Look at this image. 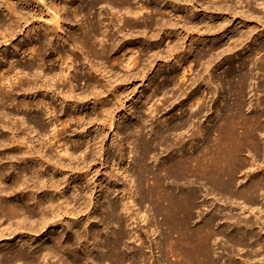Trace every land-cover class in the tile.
I'll return each instance as SVG.
<instances>
[{"label":"bare ground","instance_id":"obj_1","mask_svg":"<svg viewBox=\"0 0 264 264\" xmlns=\"http://www.w3.org/2000/svg\"><path fill=\"white\" fill-rule=\"evenodd\" d=\"M58 1L60 3H57V0H52L50 2H48V0H0V3L4 4L5 6L4 8L5 11L8 12L9 16L7 15V17H9V20H11L10 25L9 27H7L6 31L3 30L4 33L1 32L0 30V46L1 45L3 46L11 45V41L13 40L17 32L22 31V24H21L22 21L24 25H26L28 24L29 20H32L34 17L38 15L42 16V14L43 13L45 14L46 12L45 15L47 17L45 21H35L41 24L40 25L41 30H38L36 28L34 30L36 33L41 31V33L44 34L43 36H45L46 40L49 39L51 41L52 39H57V41H59L60 48H53V54L56 55V60L54 58L53 59L56 62H59L62 65H65L63 71H61V73L59 74L51 73V71H46L45 70L46 68L44 69V66L45 65L48 66V63L51 61V59H49L50 57L48 58L45 56L42 50L41 42L37 41L36 44H32L26 50H24V57H26V52H28V54L33 56V58L35 57V59L38 61V63H36L38 64L37 65L38 67L37 66L35 67L33 64H22L20 66H15L14 60H12L9 65V68L4 70V72L0 73L1 74L0 83L2 84V86L0 85L1 86V89H0V128L1 129L7 128L9 130L10 139L8 140H10L11 141L10 144L13 145L9 149H7L8 151L7 154H5L6 152L3 151L4 149L0 150V219H2L3 217H5L4 219L6 220H11V218L13 217H18L19 219L21 218L20 220L22 221V223L26 222V224L25 226H21L20 228L29 230V232H33L34 234L42 233L40 240L38 239V242L39 241L41 242L40 243L41 245L38 247L39 250H37L38 248L36 249L37 251L33 250V251H36L33 255L26 257L22 254L21 251H19V249L18 250L12 249V251L10 250L0 251V264L6 263L5 262L6 257L12 258V260L14 261L13 263H15L17 260L19 261L23 260L22 263L24 264H42V260H45L46 257L47 258L50 257L49 259L56 258L55 259L56 261L53 260L54 261V263L52 262L53 264H103L108 261L111 264H122L125 262L124 255L120 253V245L123 242V239L126 237L125 236L126 234L124 232V229L122 228L123 226L121 224V221L118 219V217H116L117 215L116 213L120 209L126 210L128 212L131 208L128 207L127 201H130V200L125 199L126 200L125 202V200L121 198L122 203H121V200L120 202L113 201L116 197L113 200H111L109 196L114 194V192L109 189V192H110L109 195L108 194L107 195L105 194L106 196L103 195L107 198L106 200L107 202L104 205V209L107 214L106 219L108 220V222L118 223L117 225L118 229L116 228L117 230L113 234L114 237H112V239H106L104 242H99V239L103 238L104 236L94 231L92 228L86 230V233H85L86 236H85L84 234L81 233V230H79L78 221L80 220V218L82 219L83 217H86V219L84 220L86 221V223L89 222L92 219L91 216L93 215L94 210H89V213L87 212L88 214L86 216L79 217L80 214L88 210L87 208L88 205L84 204L85 205L84 209L78 208V206L76 207V206L71 205L72 202L70 203L65 197L66 192L64 193L62 190V187L60 188L62 184L61 183L62 179L66 178L63 176L64 169L69 167L70 162L69 164L66 165L64 162H62L63 155L62 157H60L61 154L60 155L57 154V156L53 157V154L52 152H49L50 151L49 149H46L47 151L45 152L44 149L43 151L40 148L36 147L35 145V142H36V144L38 143V146L40 143V145L43 147L46 146V147L52 148L51 146L53 144L52 143L53 141L51 142V139H49V135H50L49 133H48L49 134L48 140L47 138H45L46 140L42 138L43 136L47 137V133H46L47 128H45V126H43L42 124L43 118L39 117L38 115H35L33 117L25 116L27 112H30V113L34 112V109H35L34 107L36 108L40 107L41 109H44L47 111L50 108L51 109L50 113H55L54 117L52 116L53 120L55 122L61 120L60 123H61L62 129L60 128L59 132L60 130L65 131L64 127L65 125H67V122H68L67 121L68 119L65 120V118L69 114L67 116L66 114H63L64 119H62V117H59L57 115L59 111L57 106H51L52 103L47 101L49 96L56 98V100L59 102L61 112L63 113L66 112L67 107L74 108L78 121L83 119L84 117V115L82 116V112L92 107V109L95 111L96 116L95 118H92V119L87 118V123H89V125L96 126V129L98 130L99 135L103 137H105L104 135L109 134L110 132V134L112 135L111 145L113 144L114 146V144L117 143V147L119 151H122L120 140H118V138H120L119 135L121 134L120 133L121 120L123 121L127 119H132V121L134 120L138 121V123L136 124L134 123L135 125L132 124L133 127L131 126L132 127L131 129L130 128L128 129V132L131 133L133 136L132 138H134L132 144H134L133 147L136 149L135 154H138V157L132 162L133 164H135L136 170L132 171L133 173L131 174L134 177V181H137V184H136L135 189H131L130 191H127L126 194H128L130 199H133L135 192L139 193L140 194L139 200L138 199L134 200V201H137L136 202L137 206H139L140 208V205L142 207L145 202H148L152 206V209L154 208V211L157 212L158 215H161V223L163 226H165L164 228H166V231L163 235L162 242L164 243L163 245L164 247H166L167 252H168L166 253V255L169 254L168 257L170 256L174 258L173 261H176L179 264H214L212 260L211 240L214 238L215 235H218V234H222L225 237V241H229V243L233 247H238L239 249L240 247L251 248V252L255 254V255L253 254L254 256H258L259 254L256 250L252 249L254 245L256 246L258 245L259 248L262 249V251L264 252V239L258 238V235L261 232L263 233L261 225L260 227L258 225V222H259L258 219L260 217L258 218V216H255L253 214H252L253 217L247 215V213L249 212L248 207L251 208L253 205L257 204L259 201L260 195L264 193V166L261 167L258 165L259 167H261V169L259 170L262 173V174L260 173L261 175L258 178L247 183L245 186H243L242 189H238L236 187L238 183L236 180V175L240 173L241 171H243V169L247 167L248 164H251V160L249 161V159L247 158L248 156L246 157V155H244V152L250 153L252 155L250 156V158H252L253 160H256L262 157L264 158V119H263L264 116H262V114L259 113L258 111L264 108L262 107V103L264 102V100L263 101L257 100L256 101L257 103H255L256 106L255 107L251 106L252 110H254L253 113H252V110H251V114H246L244 112L245 105H246L245 104L246 93H247V89H248L249 81H250L249 72H241L234 76V82H231L229 84V91L233 95V102H230L227 104L226 102L221 101L223 106L220 109H215L213 111L211 110L212 112H215L216 114H214L215 116L213 114L211 116V118H213L212 119L213 124L211 125L209 123L211 125L210 128H207V129L205 128V130L204 129L197 130V133L200 135V138L202 137L200 140L204 141L203 146H201L199 150L193 153L184 152V147L186 146L185 144L186 142L179 139V134H180L179 130H182L185 127L187 121L181 120L177 123H174L172 126L170 125V127L166 129L167 124L165 122L162 123V126H159L160 123L156 125L158 122L157 123L155 122L154 124L153 118H155L156 116L157 107L147 108L146 106L144 107V105H142L140 107L141 111L145 112L146 117L148 119L147 121L148 122L151 121L150 123L151 129H150L149 134H151V136L152 135L158 136V138L156 140H153V142L148 141L144 136L145 135L144 132L146 130L144 129L145 126L144 128L142 126V123L145 122L146 119L138 117L137 107L134 106L127 110L123 103V101L126 100L127 96L124 97V94L122 93L123 92L122 88L125 87L126 95H128L130 86L126 84V82L129 81V77L132 74L129 72L130 73L129 76L126 75L125 78H120L121 76L119 77V75H116L115 72H111L110 71L111 69L108 70L105 65H102V66L99 65L100 62H103V60H105V62L107 60L112 65L118 64V65H121L122 67L123 66L126 67L129 70L133 66H136L139 58H137L136 55L134 57L132 56L133 50H131L129 46H127L124 49L121 47L122 45H118L120 43V40H122L123 37H125L126 35V34L125 35L122 34L121 32L123 28L116 26V24L113 23V21L108 23V25L110 24L111 26L110 28L102 27L103 22L100 17L102 12H92L91 10L97 8L98 6L102 7L105 5L106 9L108 10L107 13L110 14L112 17L116 16V14L119 13L120 11H123L125 14L137 16L138 14L142 12L149 13V12L155 11L159 13L160 11H162V9L167 8L168 5L172 6L174 0H168L169 1L168 4H167V0H159L158 2L157 0H155L156 3L154 6L151 5L150 0L149 2L148 1L144 3L142 2L143 4L138 5V6L134 4L133 0H63V2L62 0H58ZM164 2H166V4H164L165 6L163 7V5L161 6V3H164ZM187 2L192 3L190 7L192 9L193 14H198L199 8H200L202 9V12H201L203 13L202 15L209 17V18L211 17L209 22H206V24L204 23L205 25L203 24L205 32L211 34L215 31L218 32L222 30V33L224 35L226 28H223L224 22L222 21H225V19L229 16L221 20L219 24H215L214 17H212V14L215 11H213L214 9L213 10L211 9L212 6H204V2L201 0H187ZM1 4L0 6H3ZM33 5L34 6L36 5V6L33 7ZM30 6H32V8L33 9L35 8V9L34 10L32 9V11H30L28 16H24L21 12H18L19 7L30 10L31 8ZM187 7L189 8V5ZM228 9L226 8V10ZM218 10H220L222 15L226 14V13L225 14L222 13V9L220 7H218L217 12H219ZM235 15L237 14L235 13ZM86 16L87 17L89 16L90 20L87 21L85 25L80 26L79 32H76V30L73 28L72 21H80L84 19ZM250 16H251L250 17L251 19L252 15ZM126 18L125 17L121 18L123 22V27L128 28V30L131 32H134L135 29L142 27V32L143 34H145L144 39H143L145 42L148 41L149 37L159 36L160 33L157 32L158 30L152 33L149 37L146 35L147 29L149 28L148 27L149 23L147 21L145 20L137 21L136 18L135 19H132V18L126 19ZM259 19L260 18H257V20ZM259 21H260V27H262L261 34L262 33L264 34V20H262V17H261V20ZM151 22L155 25V27L159 29V31L161 32L164 31L170 34L171 32H173L172 34H174L177 38H180V34L181 35L183 34L181 30H184L187 33V32H192L193 28H195V26L192 27V25L187 26V27L181 26L179 28L178 24H175L174 22L172 23L168 22L166 21V19L162 20L159 17L154 18ZM107 29H108V32H106ZM200 29L201 28L199 26V31ZM248 30L247 32H245V30L244 31L241 30L242 32L239 34V37L238 39H236V42L234 40L235 43L231 40L235 44L234 47L230 46L228 50H221L220 52L219 51L217 52V48H218L217 47L216 48L217 57L220 56L221 54L223 55L225 51H232L233 48L238 47L239 45L241 46L242 44H243V47L241 49L244 50L248 45L247 40L251 37V34L253 32L252 29H248ZM205 32L202 35H206ZM101 34L103 35V38L99 37ZM202 35H199L198 38L201 37ZM193 37L194 36L191 34L192 39L191 41H188V42L191 45H194L195 43H199ZM220 37L222 38V36ZM103 41H106V42L103 43ZM200 41H202V39ZM213 42H216V41L213 40ZM177 43H179V40L177 41ZM236 43H238L239 45L238 44L236 45ZM179 44L177 46H179ZM98 45H100L99 49L97 48ZM191 45L190 47H192ZM203 45H204V42H203ZM68 46L70 48H68ZM158 46L159 45H157V47ZM157 47L156 49H158ZM121 48L123 50V54H120ZM213 48L211 50L208 49L209 50L208 54L207 53L205 54L211 57L210 60L209 59L207 60V66L205 67L207 68L206 70H208V68L211 66V64L213 63L215 59L214 55L216 54ZM74 49H79V52L80 51L82 52V61H83L82 64H85L88 69V77L85 79V88H83L80 92L75 91V86L71 82L73 80L70 78V74L68 73V70H70L73 64L80 57L74 52ZM156 49H155V53H152L153 57L151 56L152 58L149 63L150 66L151 64L153 65L154 63L158 64L157 60L158 59L161 60L163 58L161 56L163 53L159 55L160 53L157 52ZM178 49L179 48L173 45V47H171L169 50L166 49L168 51L166 54H169L170 56H174L173 58L177 57L178 59L181 55L182 56L185 55V50H178ZM57 50L59 51L55 52ZM12 51H17V47L13 46ZM5 57H6V54L0 56V62L1 61L4 62ZM167 58H169V56ZM148 60L147 62H149ZM53 63L54 62L51 61L50 65H53ZM143 66L144 65L142 62L141 70ZM150 66L148 67V69L150 68ZM39 67L41 71H43L44 73H42L41 71L40 72L38 71ZM12 72H13V77H10V74ZM30 72L33 73L35 77L34 78L32 77L31 79H28L29 77L25 78L26 76L30 75ZM20 73L21 75L22 73H24L25 75L26 74L28 75H26L25 77L22 75L25 78L24 79L21 75H19ZM94 73H96V75ZM6 74L8 77H6ZM98 75L102 77V80L98 78ZM143 78H144V74H143ZM38 79L42 83V85L40 84L39 87H37ZM192 80H193L192 84L197 83L196 81H200V80L204 81L203 83L205 84L213 83L211 78H209V75H206V76L204 75V77H201L200 80L199 78L192 79ZM41 87L42 89L44 88L43 89L44 96L40 97L39 99H36L35 103L31 101H26L23 97L22 99L14 98L16 95L12 99V96L14 95V91L16 89L23 91V92H27V93L32 91V94H33L34 92L36 93V89H39ZM262 87H264V85L262 84H258L256 86L257 93L258 91L262 90ZM153 96H151V98L149 97L150 99H148V101L145 102L146 105L150 102L152 98H154ZM10 101L11 102L14 101L12 103L14 104L12 106L13 107L12 109L17 110V112L14 111L13 113L17 114L19 110L20 112L22 110L23 115L21 114V116L15 117L13 115L12 116L9 115L7 111L6 113L2 112V110L5 107V106L3 107V105L7 103V106H8V103H10ZM198 102L199 101L197 102L195 101L190 106V109L192 110L194 108L196 109L195 115L200 114L202 112L203 105H199V104L197 105ZM213 107L214 105L210 107V109ZM121 109H123V112L125 114H123L120 111ZM206 114L207 113L203 114L202 116H205ZM18 124H20V127L21 126L23 127L20 133L15 131L17 129ZM30 124H33V125H30ZM195 132L196 130L194 131V133ZM194 133L192 135L190 134L192 136L191 137L192 139L194 137ZM9 136H6V137H9ZM54 137H56V134H53V138ZM4 139L2 138L0 139V147L2 148L3 146L6 145L5 142H7ZM66 144L67 143H63L61 147H63ZM106 144H107L106 142L104 144L101 143L100 144L101 149L99 150L105 149ZM174 145L175 147L173 149L175 150V152L172 153L171 156H168L169 158H167L168 160L165 161L164 164H162L163 163L162 162L160 163L161 166L154 165L153 167L151 165L149 166L147 165L146 159L154 153V150L156 147H159V148L170 147L171 148ZM64 147L65 149H63L64 151L62 152L65 155L69 153L70 149L66 146ZM188 149L193 150V147L189 146ZM16 150H20L19 158L16 156L18 154V153L16 154ZM80 155L82 157V154ZM2 157H5L6 160L4 159L5 160L4 161ZM76 157L73 156V157H70L71 159L69 158L68 159L69 161L73 159L76 160L75 159ZM85 158H86V154L83 156L84 161H85ZM17 159H20V160H17ZM35 166L37 168H35ZM28 169H31L30 173L26 172L28 171ZM58 171H60L59 175H62L60 179L56 180L52 178L48 180L47 178L45 180L46 172L51 173L50 176L52 177V174L54 175ZM72 171L73 170L71 169V172ZM89 173H90L89 171H86L84 173L85 178L89 176ZM28 174H30L31 178L32 177H35V178H32V179L28 178L27 177ZM9 178L11 179L13 178L12 183L8 182ZM165 179H168L171 182V186L169 187L165 186V183H166ZM179 185L184 186L185 189L184 190L180 189ZM21 187H22L21 192L27 195V199L24 203L21 202L22 200H20V198H17V200L16 199L12 200V198L9 199V198L4 197V194L11 195L14 191H16L17 189ZM48 188L52 190L50 191L51 194L47 196V201H46L47 205L45 206V205H42L41 201L35 200V196L38 190L41 191L43 189H48ZM72 191H73V194H72L73 198L75 199V197L78 196L79 193L77 192L78 194H76V190L74 188ZM202 191H204L205 193H203ZM17 192L18 191H16V193ZM210 194L211 196L214 195V196H219V197L220 196L225 197L228 199V201L226 200L227 202H229L230 200V203H231L230 205L231 207H229L230 209L224 214H221V217L219 220V219H216V216L214 215L215 213L212 212L213 209L212 207H210L212 209L211 212L213 213V216L209 215L210 217L208 218L206 217L207 219L203 221L201 225L196 226L195 228H192L189 225L190 219H192L191 213L198 212L197 203L200 201L201 196H203L204 197L203 199L205 200V198H207L208 195L210 196ZM218 198L216 200H219ZM239 200H241L242 202H240ZM89 205H92L93 207H95V203L91 202ZM204 205L206 206L207 202ZM252 209L253 208H251V210ZM234 210H238L242 216L241 215L235 216V213L233 212ZM251 210L249 213H251ZM259 212L262 213V210H260ZM218 213H220V211ZM66 214H69V215L76 214L77 218L76 220L74 219V221H72L71 224H69V222L68 224L65 223L66 225L63 231L61 232L60 230V232H58L57 229L60 228V226H64L63 224L64 220L61 219V217L63 215L66 216ZM138 214L134 216L133 218H136V217L139 218ZM138 218H136V220ZM19 219H17V221ZM144 220H147V219H144ZM1 221H0V225H3ZM216 221L218 222L216 223ZM221 223L227 224V227L226 228L223 227L222 229L215 231V228H213V226L215 224L221 225ZM261 223H264V222H261ZM15 225H16V221H15ZM231 225L233 226V229H231L232 228ZM254 225L258 226L257 227L258 229L252 228ZM244 226L246 229L244 228V230H242V227ZM6 227L7 226L5 224V228ZM80 228H82V226ZM22 229L20 231H22ZM228 229H229V232L227 231ZM71 231H73L74 233V234L72 233L73 237L65 235L67 234V232H71ZM14 234H15V231H14ZM21 234L22 233H20V235ZM83 235L85 237H83ZM31 236H34V235H31ZM137 236L139 235L137 234ZM89 237H91L95 245L90 255H86L85 253H83L85 249L82 247V240L89 238ZM139 239L141 238L139 237ZM9 247L11 246H8L7 248ZM73 248H76V249L73 250ZM95 249H97L100 252L105 250L106 254L100 255L94 258L92 257V254L95 251ZM70 250L71 251L73 250L74 252L70 254L69 253ZM83 254L88 257L87 258L83 257L82 256ZM143 256L144 255L142 251H138L133 254L134 258L140 259V260H142ZM12 260L10 262H12Z\"/></svg>","mask_w":264,"mask_h":264},{"label":"rangeland","instance_id":"obj_2","mask_svg":"<svg viewBox=\"0 0 264 264\" xmlns=\"http://www.w3.org/2000/svg\"><path fill=\"white\" fill-rule=\"evenodd\" d=\"M50 1H52V0H48V2H50ZM147 1L149 2V0H133L134 4L136 6L141 5ZM158 1L159 0H157V2ZM201 1L204 2V6H212L211 9L212 10L214 9L213 11H215V12L212 14V17H214L215 24H219L220 21L223 20L227 16L230 17V19H229V17H227L226 18L227 20L225 19V21H222V22H224L223 28H226L224 35L222 33V30H220L218 32L215 31L211 34L205 32L203 26L206 24V22H209L211 17L209 18V17L202 15L203 14V13H201L202 9H200V8H199L198 14H193L192 9L190 7L192 3L187 2V0H178L179 3L177 2V0H174L172 6L168 5L167 8L162 9V11H160L159 13H157L155 11L149 12V13L142 12V13L138 14L137 16L125 14L123 11H120L119 13L116 14V16L112 17L110 14L107 13L108 10L106 9L105 5L102 7L98 6L97 8L91 10L92 12H102V14L100 16L102 19V22H103L102 27H105V28L109 27L110 28L111 26H110V24L108 25V23L113 21V23H115L116 26L123 28L121 32L124 35L126 34L125 37L127 39L125 37H123V39L120 40V43L118 45H122L121 47L124 49L127 46H129V48L131 50H133L132 56L134 57L136 55L137 58H139L138 63H137L138 66L136 64V66L132 67L133 69L131 68L129 70L126 67H124V66L122 67L121 65H118V64L112 65L107 60H106V62H105V60H103V62H100V64H99L100 66L105 65L108 70L111 69L110 70L111 72H115V74L119 75V77L121 76L120 78H125L126 75L129 76L130 73L132 74L131 75L132 77L130 76L129 81L126 82V84H128L130 86L129 87V89H130L129 94L126 95L125 87L122 88V91H123L122 93L124 94V97L127 96L126 100L123 101L125 108L127 110L134 107V106L138 108L137 109L138 110L137 111L138 117L146 119V121L142 123L143 128L145 126L144 129H146L144 132V134H145L144 136L148 141H151V142H153V140H156L158 138V136H156V135L151 136V134H149L150 129H151V125H150L151 121L148 122L147 121L148 119L146 117L145 112L141 111L140 107L142 105H144V107L146 106L147 108L148 107H157L156 116H155V118H153L154 124H155V122L156 123L158 122L156 125H158L160 123L159 126H162V123L165 122L167 124L166 129L168 127H170V125L172 126L174 123H177L181 120L187 121L185 127L182 130H179V132H180L179 139L186 142L185 143L186 146L184 147V152H186V153H188V152L193 153V152L199 150L201 148V146H203L204 141L200 140L202 137L200 138V135L197 133V130H199V129L205 130V128L206 129L210 128V126L213 124V122H212L213 118H211V116H212V114L213 115L216 114L215 112H212V111L215 109H220L223 106L221 101H224L227 104L230 102H233V95L229 91V84L231 82H234V76L236 74H239L241 72H249V75H250V81H249V86L247 89L246 100H245L246 105H245V109H244V112L246 114H251L252 107L256 106L255 103H257L256 102L257 100H260V101L264 100V87H262V90L258 91V93L256 90V86L258 84L264 85V34L263 33L261 34V30H262L261 28L262 27H260V21H259V20H261V17H262V20H264V18H263L264 17V0H213V2H212V0H201ZM62 2H63V0H62ZM150 2H151L152 6H154L156 3L155 0L154 1L150 0ZM57 3H60V2L57 0ZM168 3H169V1L167 0V4ZM164 4H166V2L161 3V6L163 5V7H164L165 6ZM186 4H187V6L189 5V8L186 6ZM213 4L215 7L221 4L222 7H221V5L218 7H220L222 9L223 14H225V13L226 14L222 15L220 10H218L219 12H217L218 7L215 8L213 6ZM1 5H3V6H0V30H1V32L4 33V31H6V29H7V27H9L11 20H9V17H7L8 12L5 11L4 4H1ZM35 6L33 5V7H35ZM30 7H31L30 10H28L26 8L19 7L18 12H21L24 16H28L30 11H32V9H33L32 6H30ZM226 8L227 9L229 8L231 11L229 9L226 10ZM228 12H229V14H228ZM239 12L241 13V15ZM189 13H191V14H189ZM235 13L237 15H235ZM248 13L249 14L252 13V14H250V15H252L251 19H250L251 16ZM45 14H46V12H45ZM45 14L43 13L42 16L38 15L39 17L38 16L34 17L32 20H29L28 24H26V25H24V23L22 21L21 22L22 31L17 32V34L14 36L13 40L11 41V45H9V46L1 45L0 46V56L6 54L5 61L0 62V73L4 72V70L9 68V65H10L12 60H14L15 66H20L22 64H33L36 67L38 65V64H36V63H38V61L35 59V57L33 58V56L28 54V52H26V57H24V50H26L32 44H36L37 41L41 42L42 50H43L45 56L48 58L50 57L49 59H51V61L54 62L53 65H50V62H51L50 61L48 63V66L47 65L44 66V69L46 68L45 69L46 71H51V73H55V74H59V73H61V71H63L65 65H62L61 63L56 62L55 61L56 55L53 54V48H60L59 41H57V39H52L51 41L49 39L46 40L45 36H43L44 34H42L41 31L36 33L34 30L35 28L38 30H41V28H40L41 24H39L35 21H45L46 17H47ZM70 14H71V12H70ZM230 15H232V16H230ZM233 15H235V16H233ZM91 16H92V14H91ZM241 16L244 18H242ZM254 16H256V17H254ZM69 17H71V16H69ZM122 17H125V18L127 17L126 19H131V18L135 19L136 18L137 21H144V20L147 21L149 23L148 24L149 28L147 29V34H146L148 37L157 30H158L157 32H159L160 34L157 37H149L148 38L149 42L147 41L149 44H151V45H149L147 42H145L143 40L145 34H143V32H142V27H139V28L135 29L134 32H131L128 30V28L123 27V22L121 19ZM156 17H159L162 20L166 19V21L171 22V23L174 22L175 24H178L179 28L181 26L187 27V26H191V25H192V27L195 26V28H193L192 32H187L188 34L184 30H181V32L183 34L182 35L180 34V38H177L174 34H172L173 32H171V34H170V33L164 32V31H162V32L159 31V29L157 27H155V25L151 22ZM253 17H254V19H253ZM43 18H44V20H43ZM257 18H260V19L257 20ZM89 20H90V17L86 16L84 19H82L80 21H72L73 22V28L76 30V32H79V27L85 25V23ZM225 22H227V23H225ZM196 26H198V27H196ZM199 26L201 28L200 31H199ZM197 28H198V30H197ZM234 29H236V30H234ZM248 29H252L253 32H255V33L252 32L251 37L248 39L249 41L247 40L248 45L245 48L246 50L241 49L243 47V44L240 46L238 43H236V45L238 44L240 47L239 46L235 47V48H233L232 51H225L223 55L222 54L220 55L221 57L220 56L217 57L218 51L220 52L221 50H228V48L230 46L234 47V45H235L234 43L236 42V39H238L239 34L244 30H245V32H247ZM256 29H257V31H256ZM201 30H203V31H201ZM231 30L234 32H232ZM106 32H108V29ZM204 32L206 33V35H202V34H204ZM248 32H249V30H248ZM32 34H34V35H32ZM191 34L194 36L193 38H195V40H197L199 43H195L194 45H191L188 42V41H191V39H192ZM218 34L220 36H222V38ZM228 34H230V35H228ZM199 35H202V36L198 38ZM127 36H129V37H127ZM99 37L103 38V35L101 34ZM201 39H202V41H200ZM208 39H209V41H208ZM178 40H179V43H181V44L177 43ZM213 40H215L216 42H213ZM231 40L233 42L235 40V42L233 43ZM251 40H253V41H251ZM105 42L106 41H103V43H105ZM203 42H204L205 46L203 45ZM188 43L192 47H190V45ZM178 44H179V46H177ZM182 44H183V46H182ZM157 45H159V46L157 47ZM173 45H175L177 48H179L178 50H185V55L184 56L181 55L177 59V57L173 58L174 56H170L169 54H166L168 52L166 49L169 50L171 47H173ZM13 46L17 47V51H12ZM180 46L182 49L180 48ZM156 47L158 49H156ZM68 48H70V47L68 46ZM97 48L99 49L100 45H98ZM122 48H121L120 54H123ZM212 48L214 49L215 54H216V55L213 54L215 59H214L213 63L211 64V66L208 68V70H206L207 68H205V67L207 66V60L208 59L210 60L211 57L207 56L205 54L206 53L208 54V51H209L208 49L211 50ZM216 48H217V52H216ZM155 49L157 50V52L160 53L159 55H161V53H163L164 55L163 54L161 55L163 57L161 59L162 61L158 59L157 60L158 64L154 63L153 65L151 64V66H150L149 63H150L151 58L153 57L152 53H155ZM58 51L59 50H57L55 52H58ZM74 52L77 55H79L81 58L78 56L79 58L73 64V66L70 68V70H68V73L70 74V78L73 80L71 82L75 86V91L80 92L83 88H85V79L88 77V69H87L85 64H82L83 63L82 52L81 51L79 52V49H74ZM167 55L169 56V58H167L168 57ZM127 56H129V55H127ZM149 57H150V59H149ZM146 59L147 60L149 59L148 60L149 62H147ZM163 60H164V62H163ZM140 61H141V63H140ZM86 62H87V60H86ZM142 62H143L144 66L141 70ZM145 63H146V65H145ZM162 63H163V65H162ZM149 66H150V68L148 69ZM145 70L148 72H146ZM38 71L39 72L41 71L40 67H39ZM144 71H145V73H144ZM41 72L44 73L43 71H41ZM138 72H139V74H138ZM94 74L96 75V73H94ZM134 74L136 75V77ZM143 74H144V78H143ZM19 75H21V73ZM22 75L25 77L28 74L25 75L24 73H22ZM141 75H142V77H141ZM204 75L205 76L209 75V78H211L213 83L212 84L203 83L204 81H201L200 78L204 77ZM6 77H8L7 74H6ZM10 77H13V72L10 74ZM27 77H29L28 79H31L32 77L34 78L35 76L33 73L30 72V75L26 76L25 78H27ZM133 77H135V78H133ZM98 78L102 80V77H100L99 75H98ZM130 78H132V79H130ZM196 78H199L200 81H196L197 83L192 84V82H193L192 79H196ZM37 81H38L37 87H39L40 84L42 85V83H41V81H39V79ZM0 85L2 86L1 83H0ZM1 86H0V89H1ZM43 89H42V87L39 89H36V93L34 92L33 94H32V91L27 93V92H23V91L16 89L14 91V95L12 96V99L16 95L14 98L22 99V97H23L26 101H31V102L35 103L36 99H39L40 97L44 96L43 95L44 94ZM254 92H256V93H254ZM24 93H26V94H24ZM151 96H153L154 98H152L150 100V102L146 105L145 102L148 101V99H150ZM257 97H258V99H257ZM47 101L52 103L51 106H57V108L59 110L57 115L59 117H62V119H64L63 114H66V116L69 114L67 117L65 116L66 117L65 120L68 119L67 125H65V127H64L65 131L60 130V132H59V129L60 128L62 129V126L60 123L61 120L56 121V122L53 120L52 116L54 117L55 113H50L51 112L50 108H49V110H48L49 112H48L47 110L41 109L40 107L39 108L34 107L36 110L34 109V112H31V113L27 112L25 114V116L26 117L27 116L33 117L35 115H38L39 117L43 118L42 124H43V126H45V128H47L46 129L47 130V132H46L47 137L43 136L42 138H44V140H46L45 138H47V140H48V135L49 134L51 135V136L49 135V139H51V142L53 141L52 142L53 144L51 146L52 148H49L46 146H45L46 147L45 148V147L41 146L40 143L38 146V143L36 144V142H35L36 147L40 148L41 150L44 149L45 152L47 151L46 149H49L50 150L49 152H52L53 157L57 156V154L58 155L61 154L60 157H62V155H63L62 162H64L66 165L69 164V162H70L69 167L64 169V175L63 176L66 178L62 179L61 183L63 185L61 184L60 188L62 187L63 192L64 193L66 192L65 197L70 203L71 202L73 203V204L71 203V205L76 206V207L78 206V208H82V209H84L85 205H88V207H87L88 210L83 212L82 214H80L79 217L80 216L81 217L86 216L89 213V210H94L93 215L91 216L92 219L89 222L86 223V221L84 220V219H86V217H83L82 219L80 218V220L78 221L79 222L78 227H79V230H81V233L85 235L86 230L92 228L94 231H96V232H98L104 236L103 238L99 239V242H104L106 239H112V237H114L113 234L118 229L117 228L118 223L108 222V220L106 219L107 214H106V211L104 209V205L107 202L106 201L107 198L105 196L107 194L109 195V193H110L109 189H110L114 192V194L109 196L111 200H113L115 197L116 198L113 200L115 202H120L121 198L124 200L125 199L130 200V201H127L128 207L131 208L128 211L129 213L126 210H122V209H120L116 213L117 214L116 217H118V219L121 221V224L123 226L122 228L124 229V232L126 234L125 235L126 237L123 239V242L120 245V253L122 255H124V257H125V262L122 264H177L178 262L173 261L174 258H172L170 256L168 257L169 254L166 255V253H168V252H167L166 247H164V245H163L164 243L162 242L163 241V235L166 231V228H164L165 226H163L161 223V215H158V213L154 211V208L152 209V206L148 202H145L142 207L140 205V208H139V206H137V203H136L137 201H134L137 199L139 200V197H140L139 193L135 192L133 199H130L128 194H126L127 191H130L131 189H135L136 184H137V181H134V177L131 174L133 173L132 171L136 170L135 164H133L132 162H133V160H135L138 157V154H135L136 149L133 147L134 144H132L134 138H132L133 136L131 133L128 132V129L129 128L131 129L133 127V125L138 123V121L137 120L132 121V119H127V120H123V121L121 120V131H120L121 134L119 135L120 138H118V140H120V145H121L122 151H119L118 147H117V143L114 144V146H113V144L111 145L112 135L110 134V132H109V134L104 135L105 137H103V136L99 135V132L96 129V126H92V125H89V123H87V118L92 119V118H95V116H96L95 111L92 109V107L84 110V112H82V116L84 115L83 119L78 121V118L76 117V113H75L74 108L67 107L66 112L63 113V112H61L59 102L56 100V98L49 96ZM195 101L196 102L199 101L197 103V105L198 104L203 105L202 106V112L200 114H197V115H195V113H196L195 108L193 110L190 109L191 104H193V102H195ZM13 102L14 101H12V102L10 101V103H8V106H7V103L5 105H3V107L4 106L5 107H4V109L1 108V109H3L2 112L6 113V111H7V113L9 115H11V116L13 115L15 117L21 116V114L23 115L22 110H21V112H20V110L18 111L17 114H19V115L13 113L14 111L17 112V110L12 109L13 108L12 106L14 105V104H12ZM213 105H214V107L210 109V107H212ZM262 107H264V102L262 103ZM39 109H41V110H39ZM32 110H33V108H32ZM40 111H42V112H40ZM120 111L123 114H125L123 112V109H121ZM209 111L211 114L209 113ZM258 111H259V113L262 114V116H264L263 115L264 108H262ZM37 112H38V114H37ZM253 112H254V110H252V113ZM79 113H81V112H79ZM205 113H207V114L205 116H202ZM72 114H73V116H72ZM71 116H72V118H71ZM263 119H264V117H263ZM155 120H157V121H155ZM30 125H33V124H30ZM208 125H209V127H208ZM22 128L23 127L22 126L20 127V124H18L17 129L15 131L20 133ZM147 129H149V130H147ZM195 130H196V132L194 133ZM192 132L194 133L193 139L191 138L192 137L191 135L193 134ZM53 134H56V137H54L56 139L53 138ZM9 135H10V132L7 128H2V129L0 128V139L5 138L4 140L7 141V142H5L6 145L3 146V148L0 147L1 148L0 150L4 149L3 151L6 152L5 154L8 153L7 149H9L10 147L13 146L12 144H10L11 141L8 140V139H10ZM166 135H167V133H166ZM6 136H9V137H6ZM39 137H40V135H39ZM176 137H177V135H176ZM105 142L107 143L105 146L106 148L99 150V149H101L100 144L101 143L104 144ZM63 143H67L64 146H66L70 149L69 153H67L65 155L62 152V151H64L63 149H65V147L64 146L61 147ZM188 145L192 146L193 150H189ZM174 147H175V145L171 148L170 147H168V148L167 147H164V148L156 147L154 150V153L146 159L147 165L148 166L151 165L152 167L154 165H156V166L160 165L161 166L160 163L163 162L162 164H164V162L168 160L167 159V158H169L168 156H171L172 153L175 152V150L173 149ZM19 151L20 150H16V154L18 153L16 156L18 158L20 155ZM80 152H82V153H80ZM72 154H74V155H72ZM80 154H82V157ZM85 154H86V158L84 161L83 156ZM70 155H72V156H70ZM244 155H246V157L248 156L247 158L249 159V161L251 160V164H248L247 167H245L243 169V171H241L240 173H238L236 175V180L238 182L236 187L238 189H242L243 186H245L247 183L258 178L262 174L259 169H261V167L264 166V158L263 157L256 159V160H253L252 158H250V156H252L250 153L244 152ZM73 156L76 157L75 158L76 160L73 159L74 161L73 160L69 161V159H71L70 157H73ZM2 158H3V160L5 159V157H2ZM17 160H20V159H17ZM84 165H86L87 168ZM258 165L261 167H259ZM70 167H72V168H70ZM35 168H37V167L35 166ZM71 169L73 170L72 172H71ZM86 171H89L90 173H89V176L85 178L84 173ZM26 172L30 173L31 169H28V171H26ZM59 172L60 171H58L54 175L52 174V177L50 176L51 173L46 172L45 180L47 178H48V180L52 179V178L56 179V180L60 179L62 177V175H59ZM69 173H71L72 175ZM251 173H252V175H251ZM252 176H254V177H252ZM27 177L31 178L30 174H28ZM32 178H35V177H32ZM130 179H132V180H130ZM167 180L168 179H165V181H166L165 186L169 187V186H171V182L169 180L167 182ZM8 182L12 183L13 178L12 179L9 178ZM30 184H31V182H30ZM179 187L182 190L185 189L184 186L179 185ZM73 188L76 190V194L79 193L78 196L75 197V199L73 198V195H72L73 194V191H72ZM124 188H125V190H124ZM115 189H117V190H115ZM21 190H22V187L16 190V191H18L17 193H16V191H14L11 195L4 194V197L9 198V199L12 198V200L13 199L17 200V198H20V200H22L21 202L24 203L27 199V195H25L23 192H21ZM51 190L52 189H50V188L43 189L41 191L38 190V192L36 193V196H35V200L41 201L42 205L46 206L47 205V203H46L47 196L51 194L50 193ZM70 190L72 193L70 192ZM121 191H123V192H121ZM202 192L205 193L204 191H202ZM115 194H117V195H115ZM80 195H82V196H80ZM103 195H105V196H103ZM218 197L219 196H214V195L211 196V194H210V196L208 195V197L205 198V200H204L203 199L204 197L201 196L200 201L197 203L198 212L191 213L192 219H190L189 225L192 228H195L196 226L201 225L203 223V221H205L208 217H210L209 215L213 216V213H215L214 215L216 216V219L220 220L221 214H224L225 212H227L230 209L229 208V207H231L230 206L231 205L230 200H229V202H227L228 201L227 198L221 197V196L219 198ZM71 198H73L74 200ZM217 198L219 200H216ZM96 201H98V202H96ZM205 201L207 202L208 206L204 205V204H206ZM239 201L242 202L241 200H239ZM91 202L95 203V207H93L92 205H89ZM125 202H126V200H125ZM101 203L102 204L104 203V204L102 205ZM121 203H122V200H121ZM210 203L212 204V206ZM131 204H133V205H131ZM99 205L102 207H100ZM210 207H212L213 211ZM251 208H253V209L251 210ZM251 208L248 207V209H249L248 211L250 212V210H251V213L248 212L247 215L253 217L252 216V214H253L255 216H258V218L260 217L259 219L261 221L258 219V221H259L258 225H259V227L261 225L263 233L261 232L258 235V238L264 239V229H263L264 223H261V222H264V193L260 195L258 203L253 205ZM260 210H262V213L259 212ZM132 211H134V212H132ZM219 211H220V213H218ZM130 212H132V213H130ZM233 212L235 213V216L241 215L238 210H234ZM216 213L218 216L216 215ZM137 214L139 215V218L136 217V218H138L136 220V218H133V217L136 216ZM74 216H75V218H74ZM4 218L5 217L0 219V221L2 220L1 222L3 224V225H0V247H1L0 251H8V250L12 251V249L13 250L19 249V251H21L24 256L29 257V256L33 255L37 250H39L38 247L41 245L40 244L41 242L40 241L38 242V239L40 240L42 233L41 234L40 233L34 234L33 232H29V230H25V229L20 228L21 226H25V224H26V222L22 223V221L20 220L21 218L19 219L18 217H13V218H11V220H6ZM67 218H68V220H67ZM76 218H77L76 214L75 215L66 214V216L63 215L61 217V219L64 220L63 221L64 226H60V228H58L57 231L60 232V230H61V232H62L63 229L65 228V225L68 224V222H69V224H71V222L74 221V219L76 220ZM17 219H19V220L17 221ZM71 219H73V220H71ZM142 219L143 220L147 219V220L143 221ZM81 220H83V221H81ZM92 220H94V221H92ZM15 221H16V225H15ZM138 222H139V224H138ZM217 222L218 221H216V223ZM259 223H261V224H259ZM5 224L7 226L6 228H5ZM9 225H10V227H9ZM138 225L139 226L141 225L140 228ZM81 226H82V228H80ZM88 227H90V228H88ZM223 227L226 228L227 224L221 223V225L215 224L213 226V228H215V231L222 229ZM231 227H232L231 229H233L232 225H231ZM257 227L258 226L254 225L252 228L258 229ZM244 228H245V226L242 227V230H244ZM21 229L23 232L20 231ZM14 231H15V234H14ZM227 231L229 232V229ZM25 232H27V233H25ZM20 233H22V234L20 235ZM72 233H73V231L67 232V234H65V235L73 237ZM137 234L139 236H137ZM31 235H34V236H31ZM84 235H83V237L86 236V235L85 236ZM27 236H29L30 238ZM139 237L141 239H139ZM11 240H12V242H11ZM13 240H14V242H13ZM18 240H20V241H18ZM94 245H95V243L93 242L91 237L83 239L82 240V247L85 249L83 251V253H85L86 255H90L91 251H93ZM8 246H11L12 248L11 247L7 248ZM16 246H18V247H16ZM211 247H212V260H213L214 264H264V259H263L264 252L262 251V249L259 248L258 245L257 246L254 245L252 248L253 250H256L259 253L258 256H254L255 254L253 252H251V248L240 247V249H239L238 247H233L229 243V241H225V237L222 234H218V235H215L214 238L211 240ZM75 249L76 248H73V250H75ZM33 250H36V251H33ZM73 250L72 251L70 250L69 253L72 254L74 252ZM138 251L143 252L144 256H143L142 260L136 259L133 257V254L138 252ZM105 254H106L105 250L100 252L97 249H95V251L92 254V257L95 258V257H98L100 255H105ZM86 255L83 254L82 256L87 258L88 256H86ZM49 258L50 257H48V258L46 257V259H45L46 261L42 260V264H47V263L53 264L54 261H56L55 260L56 258L55 259L54 258L49 259ZM10 259L12 260V258L6 257V259H5L6 263H4V264H24V263H22L23 260H20V261L17 260L15 263H13L14 261L12 260V262H10L11 261ZM47 259H49V260H47ZM103 264H111V263L108 261V262H105Z\"/></svg>","mask_w":264,"mask_h":264}]
</instances>
